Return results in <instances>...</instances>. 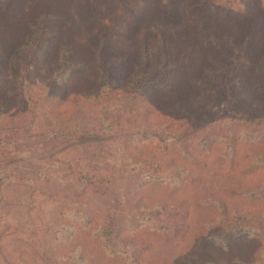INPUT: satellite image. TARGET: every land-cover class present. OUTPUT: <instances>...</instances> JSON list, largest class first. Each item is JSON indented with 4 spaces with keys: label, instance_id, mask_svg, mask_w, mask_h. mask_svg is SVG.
I'll return each mask as SVG.
<instances>
[{
    "label": "rangeland",
    "instance_id": "374dc122",
    "mask_svg": "<svg viewBox=\"0 0 264 264\" xmlns=\"http://www.w3.org/2000/svg\"><path fill=\"white\" fill-rule=\"evenodd\" d=\"M3 1L0 264H264V124L197 104L236 55L239 107L264 116V0ZM38 22L47 56L12 69ZM140 72L155 84L128 87Z\"/></svg>",
    "mask_w": 264,
    "mask_h": 264
},
{
    "label": "trees",
    "instance_id": "16d2710c",
    "mask_svg": "<svg viewBox=\"0 0 264 264\" xmlns=\"http://www.w3.org/2000/svg\"><path fill=\"white\" fill-rule=\"evenodd\" d=\"M0 2L4 1L0 0ZM227 3L229 4L230 2ZM228 4L216 5L212 0H204L201 6L211 9L213 12H219L221 10L231 8V6H228ZM51 20H53V18H51ZM55 37H57V33L52 29L50 30V28H48V26L44 25L43 23L38 22L33 25L31 27V30L26 33L25 36L17 43L18 45L15 51H13V53L8 57L11 68L17 70L19 68V65L21 64V60L29 64L34 62L41 63V61L47 56L50 44ZM211 41L213 42V44L219 46L214 39H211ZM103 45L104 44L97 48V50L102 48ZM1 51L2 48L0 46V60L2 59ZM146 52L148 51L145 49L144 53ZM61 55L62 59L59 57L58 60L55 62V66H57V68H60L64 65L66 67L72 68L73 72H75L78 69V66L73 60L74 54L72 49H62L60 52V56ZM147 59L150 60V57L147 56ZM59 60L64 61L61 62ZM59 63L60 65H58ZM121 63L122 62L120 61L116 63L114 67H111V72L107 71V69L105 67H102V65H99L98 69L100 72L102 87L106 84L112 86L115 85L116 79L114 77V70L118 69ZM82 68H89V66L85 65ZM239 71L240 63L236 55L225 56V59L216 63L214 70L211 72L210 78L204 84L203 96L199 103H197L202 105L203 110L206 111V114H204L203 117H206L208 121L211 120L210 116L213 115L212 113L214 111V113L217 114H224L225 111H229L230 114L233 116L232 119H241L242 121H247L249 123L264 124V116H253L249 111H247L243 107H239L240 105L236 100V93L234 91L235 82L239 77ZM140 73H142L141 76L132 79L128 84V87H132L139 84L141 89H146L148 85L155 84V81L151 83L152 81H149L147 77H144L145 72ZM72 74L73 73L71 71V75ZM0 79H2L1 75ZM218 100H222V102H224V105L216 106L215 104ZM185 114L188 116L192 114L197 115L194 109L185 110ZM231 234V236H235L237 238L253 237L250 236L251 234L249 232L244 233L242 231L237 234ZM202 242L220 243L221 241H218L215 238L207 237L206 239H203Z\"/></svg>",
    "mask_w": 264,
    "mask_h": 264
}]
</instances>
